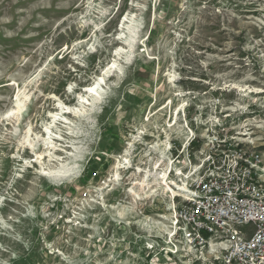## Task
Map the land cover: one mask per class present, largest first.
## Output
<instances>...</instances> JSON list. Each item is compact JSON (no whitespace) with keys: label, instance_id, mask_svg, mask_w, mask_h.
<instances>
[{"label":"rangeland","instance_id":"obj_1","mask_svg":"<svg viewBox=\"0 0 264 264\" xmlns=\"http://www.w3.org/2000/svg\"><path fill=\"white\" fill-rule=\"evenodd\" d=\"M222 141L264 181V0H0V264H223L171 226Z\"/></svg>","mask_w":264,"mask_h":264},{"label":"built area","instance_id":"obj_2","mask_svg":"<svg viewBox=\"0 0 264 264\" xmlns=\"http://www.w3.org/2000/svg\"><path fill=\"white\" fill-rule=\"evenodd\" d=\"M221 143L225 148H213L178 190L184 204L173 209V246L201 256L211 251L223 264H264L261 160Z\"/></svg>","mask_w":264,"mask_h":264},{"label":"bare ground","instance_id":"obj_3","mask_svg":"<svg viewBox=\"0 0 264 264\" xmlns=\"http://www.w3.org/2000/svg\"><path fill=\"white\" fill-rule=\"evenodd\" d=\"M95 85H93V86H91V87H89L88 88V91H87V93H89L91 96H92V94L93 93H96L97 94V87H94ZM100 87V86H99ZM96 103H98V104H100V101L99 102H96ZM90 106H92V105H90ZM65 109V108H64ZM65 111V110H64ZM67 114H70V111L68 112V111H66L65 113H64V115H67ZM71 115V114H70ZM53 118H55V117H53ZM109 135V134H108ZM105 136V135H104ZM108 137V136H107ZM168 185H169V188L171 189L172 187H175V186H177L176 185V183H174V182H172V183H168ZM179 190H182V189H179Z\"/></svg>","mask_w":264,"mask_h":264}]
</instances>
